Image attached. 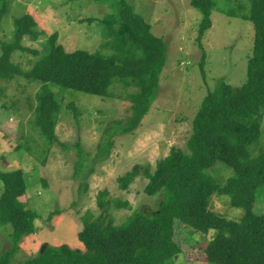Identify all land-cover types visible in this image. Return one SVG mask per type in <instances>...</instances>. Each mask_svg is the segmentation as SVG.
Instances as JSON below:
<instances>
[{
    "label": "rangeland",
    "instance_id": "1",
    "mask_svg": "<svg viewBox=\"0 0 264 264\" xmlns=\"http://www.w3.org/2000/svg\"><path fill=\"white\" fill-rule=\"evenodd\" d=\"M134 5L151 26V32L163 39L166 61L159 87L148 114L128 134L106 131L128 114L130 96L137 87L115 81L108 96H98L59 85H50L60 106L54 135L49 143L35 123L38 81L15 75L0 79V171L20 168L28 180L26 207L36 211L35 232L22 238L13 255V264L35 256L48 246L67 245L83 250L78 239L82 216L86 211L97 216L99 191L106 190L110 201L108 212L115 224L132 213L153 214L160 196L144 192L147 179L137 176L126 189L118 178L136 164H150L166 156L172 146L186 149L192 119L208 90L223 77L234 87L247 78V60L252 54L254 27L251 21L228 16L219 9L247 13L250 0H215L219 9L212 11V27L202 37L205 51L204 74L200 70L203 54L199 47L200 12L190 0H126ZM240 5V7H239ZM120 5L113 1L91 0H9L8 10L0 22V54L2 42L12 36L15 19L30 14L42 33L36 40L24 38L31 50L43 51L48 36L57 32V42L67 52L83 49L114 54L119 51L118 23L108 28L105 20L117 15ZM241 8V9H240ZM41 55L44 54L40 53ZM39 57L31 51H16L12 62L27 70ZM73 102L76 115L68 106ZM112 135V136H108ZM83 150L82 167L78 147ZM252 157L264 152V117L260 138L250 146ZM214 179L223 184L234 175L233 168L217 161L210 169ZM3 183L0 180V196ZM126 203V205H118ZM209 207L215 213L239 220L243 210L230 205L226 195L214 193ZM254 212L264 211V185L257 190ZM11 227L0 225V254L12 248ZM211 230L207 241L214 238ZM172 264H208L204 257L205 241L195 234L187 241Z\"/></svg>",
    "mask_w": 264,
    "mask_h": 264
},
{
    "label": "trees",
    "instance_id": "2",
    "mask_svg": "<svg viewBox=\"0 0 264 264\" xmlns=\"http://www.w3.org/2000/svg\"><path fill=\"white\" fill-rule=\"evenodd\" d=\"M91 1H113L120 5L118 14L105 20L109 29L114 23L119 25L116 32L119 51L114 54L83 49L67 52L57 42V32L48 36L42 52L31 50L23 45V39L36 40L42 31L36 29L37 23L30 14L15 19L11 39L1 44L0 79L18 75L41 83L36 96L35 123L49 143L56 140L54 127L60 109L50 85L103 97L110 94L115 81L137 87L130 96L127 116L107 128L109 134L132 133L148 114L158 91L166 61L163 39L151 32L150 24L128 1ZM8 4L9 0H0V22ZM190 5L201 15L197 40L203 51L199 66L204 74L206 56L201 39L212 27V11L219 8L215 0H190ZM219 10L253 24L247 78L241 86L234 87L221 77L208 90L192 119L186 149L172 146L153 168L150 164H136L118 178L120 188L126 189L137 176H144L147 179L144 192L151 197L160 196L154 213L137 211L115 224L108 212L110 201L105 198L108 193L99 191L100 213L95 216L86 211L81 218L83 227L78 239L83 250L67 245L48 246L16 264H172L195 234L206 243L203 251L208 264H264V211H253L257 190L264 185V152L254 157L249 152L260 138L264 117V0H250L247 13L239 14L229 8ZM26 50L39 58L24 70L12 62V54ZM68 106L76 115L75 104L71 102ZM77 147L78 172L83 150ZM217 161L234 170V175L223 184L210 171ZM26 178L20 168L0 171L3 183L0 225L11 227L12 240V248L0 254V264H13L22 238L35 232L38 215L26 207L27 199H21L26 197ZM214 193L228 196L231 206L243 210L239 220L228 219L210 209ZM211 230L216 234L206 242Z\"/></svg>",
    "mask_w": 264,
    "mask_h": 264
}]
</instances>
